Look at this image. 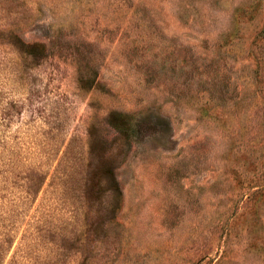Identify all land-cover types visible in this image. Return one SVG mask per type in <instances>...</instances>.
<instances>
[{"label": "rangeland", "instance_id": "rangeland-1", "mask_svg": "<svg viewBox=\"0 0 264 264\" xmlns=\"http://www.w3.org/2000/svg\"><path fill=\"white\" fill-rule=\"evenodd\" d=\"M9 157L60 264H264V0H0Z\"/></svg>", "mask_w": 264, "mask_h": 264}, {"label": "trees", "instance_id": "trees-1", "mask_svg": "<svg viewBox=\"0 0 264 264\" xmlns=\"http://www.w3.org/2000/svg\"><path fill=\"white\" fill-rule=\"evenodd\" d=\"M9 161L10 157L7 162L0 164V200L5 202V208L0 205L3 209L0 212L7 210L11 249L18 238L19 230L25 225L19 239V248L13 253L12 258L39 259L42 264H60V253L53 239L58 232L64 230V227L58 222L60 218L59 216L57 218L54 206L50 205L45 213L39 214L34 210L32 215H29L46 185L51 166L40 162L32 165L13 164L15 161L12 163ZM19 180H23L24 183L20 185ZM10 190L16 193H10ZM2 192H6V195Z\"/></svg>", "mask_w": 264, "mask_h": 264}]
</instances>
